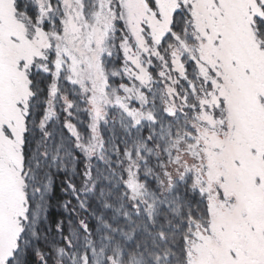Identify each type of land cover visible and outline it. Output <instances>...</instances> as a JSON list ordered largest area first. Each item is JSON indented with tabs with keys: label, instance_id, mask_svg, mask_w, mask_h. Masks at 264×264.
I'll return each mask as SVG.
<instances>
[{
	"label": "snow or ice",
	"instance_id": "6c2138e0",
	"mask_svg": "<svg viewBox=\"0 0 264 264\" xmlns=\"http://www.w3.org/2000/svg\"><path fill=\"white\" fill-rule=\"evenodd\" d=\"M0 264H264V0H0Z\"/></svg>",
	"mask_w": 264,
	"mask_h": 264
}]
</instances>
